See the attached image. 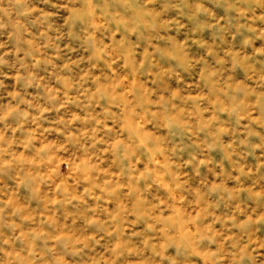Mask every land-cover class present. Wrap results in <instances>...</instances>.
<instances>
[{
  "label": "rangeland",
  "instance_id": "rangeland-1",
  "mask_svg": "<svg viewBox=\"0 0 264 264\" xmlns=\"http://www.w3.org/2000/svg\"><path fill=\"white\" fill-rule=\"evenodd\" d=\"M0 264H264V0H0Z\"/></svg>",
  "mask_w": 264,
  "mask_h": 264
}]
</instances>
